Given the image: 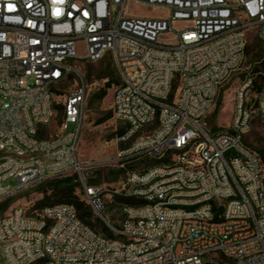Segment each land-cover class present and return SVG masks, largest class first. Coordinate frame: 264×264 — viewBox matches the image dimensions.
<instances>
[{"label": "built area", "instance_id": "2783aa9c", "mask_svg": "<svg viewBox=\"0 0 264 264\" xmlns=\"http://www.w3.org/2000/svg\"><path fill=\"white\" fill-rule=\"evenodd\" d=\"M131 1L168 16H129ZM252 34L264 43V0H0V204L75 175L100 217L105 197L143 202L122 205L113 238L73 205L16 208L0 216V264H264V165L246 142L253 79L228 131L204 122ZM106 56L120 80L113 113L126 126L116 189L81 177L84 86L67 95L61 132L46 136L77 63ZM257 110L264 126V86Z\"/></svg>", "mask_w": 264, "mask_h": 264}, {"label": "rangeland", "instance_id": "374dc122", "mask_svg": "<svg viewBox=\"0 0 264 264\" xmlns=\"http://www.w3.org/2000/svg\"><path fill=\"white\" fill-rule=\"evenodd\" d=\"M126 14L137 18L160 19L168 16V11L161 8L142 6L131 1L126 9ZM176 28L183 26L177 23ZM80 47V46H79ZM79 53L83 50L79 48ZM78 74H74L71 80L61 86L54 97L57 108L55 121L46 129V136L55 137L61 132L63 122V107L67 95L80 87L87 90L86 110L84 117V127L79 143V157L85 163L81 177L87 186H102L109 189L119 188L124 179V172L116 165L118 152L127 144L118 142V135L126 127L124 123L117 120L113 113V94L120 80L115 66L109 56L94 63L79 61L77 63ZM264 43L255 34L251 35L248 50L245 55L243 66L229 82L219 91L215 106L204 122L213 132L228 131L233 119L234 107L237 103L240 88L249 80L253 79L254 85L246 92L247 110L252 113V127L246 136L248 145L258 153H264V126L262 125L257 107L260 92L257 86H264ZM108 82L111 87L108 88ZM106 91V96L99 100L95 96ZM112 114V118L102 124H98L107 115ZM155 126L145 130L149 133ZM264 165V162H263ZM140 170L143 168H139ZM73 185L75 195L80 202L91 206L85 197L80 176L75 175ZM61 180V179H60ZM6 184L16 185V181L10 180ZM49 183L33 187L23 193L0 204V216H7L16 208H23L28 215L42 210L44 204H51L57 198L51 197L48 191V199H45L44 192L48 190ZM106 210L100 217L93 211V218L90 224H97V220L102 221L113 234L112 227L117 228L123 222L122 204L117 198L105 197ZM105 220V221H104ZM98 233L108 236L99 228L92 227Z\"/></svg>", "mask_w": 264, "mask_h": 264}, {"label": "trees", "instance_id": "16d2710c", "mask_svg": "<svg viewBox=\"0 0 264 264\" xmlns=\"http://www.w3.org/2000/svg\"><path fill=\"white\" fill-rule=\"evenodd\" d=\"M248 50V48H247ZM264 80V78H263ZM254 85V82H253ZM107 87L110 88L111 84L108 82ZM257 90L261 93L262 88H260L259 86H257ZM106 96V91H103L102 93L98 94L97 96H95V99H103ZM58 108V107H57ZM112 114L107 115L105 118H103V120L99 121L98 124H102L108 120H110L112 118ZM125 129L123 131H121L118 135V138L121 137L123 135V133L125 132ZM262 161L264 162V153L260 152L259 153ZM73 178L72 177H66V178H62L60 179H55V180H51L47 183H45L46 185L49 183V188L48 190H46L44 192L45 195V199H48V191H51V197L57 198L56 201H54L51 204H44L42 206L43 208L49 207V206H56V205H63V204H69V205H73L77 212L78 215L80 217V219L82 220V222L89 226V227H96L99 228L100 230H102L103 232L107 233L108 237L113 238V234H111V232L109 231V229L105 226V224L100 221L97 220V224L92 225L90 224V221L93 218V210L91 208V206H87L85 203L80 202L78 197L75 195V186L73 185ZM117 200L123 205H137V204H141L143 202L141 201H136V200H132V199H123V198H119L116 197Z\"/></svg>", "mask_w": 264, "mask_h": 264}]
</instances>
